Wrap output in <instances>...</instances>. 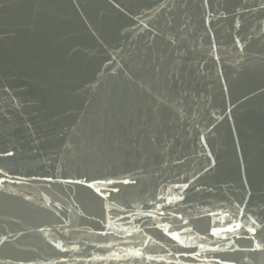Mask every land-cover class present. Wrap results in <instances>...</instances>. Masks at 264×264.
Returning a JSON list of instances; mask_svg holds the SVG:
<instances>
[{
	"label": "water",
	"instance_id": "1",
	"mask_svg": "<svg viewBox=\"0 0 264 264\" xmlns=\"http://www.w3.org/2000/svg\"><path fill=\"white\" fill-rule=\"evenodd\" d=\"M0 264H264V0H0Z\"/></svg>",
	"mask_w": 264,
	"mask_h": 264
},
{
	"label": "snow or ice",
	"instance_id": "2",
	"mask_svg": "<svg viewBox=\"0 0 264 264\" xmlns=\"http://www.w3.org/2000/svg\"><path fill=\"white\" fill-rule=\"evenodd\" d=\"M185 187H187V185H185ZM237 227H239V225H237ZM254 230V229H253ZM178 239V237H177ZM181 243H183V241H180ZM259 246V245H258ZM137 255H139V253H137Z\"/></svg>",
	"mask_w": 264,
	"mask_h": 264
}]
</instances>
